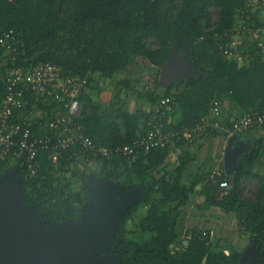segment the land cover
Wrapping results in <instances>:
<instances>
[{
    "label": "trees",
    "instance_id": "16d2710c",
    "mask_svg": "<svg viewBox=\"0 0 264 264\" xmlns=\"http://www.w3.org/2000/svg\"><path fill=\"white\" fill-rule=\"evenodd\" d=\"M246 4L247 0H0V37L13 29L19 49L16 59H11L0 44V70L7 73L50 61L61 65L64 74L87 76L89 87L81 95L84 111L78 120L97 144L111 147L131 142L149 128L154 114L168 106V97L176 102L173 113L180 112L173 125L181 127L205 114L213 98L244 111L264 110V46L254 40L250 57L244 62L219 48V33L236 27L237 15ZM211 7H218L220 16L214 28H206ZM251 14L255 25H264L259 12ZM144 37H155L160 44L147 45ZM175 51L185 56L192 69L175 81L182 88L172 93V86H163L160 72ZM144 65L148 74L149 69L154 71V90H147L150 108H125L118 92L122 87L134 90L135 83L145 79L146 75L138 71ZM95 84L100 92L107 91L108 86L116 93L107 92L108 100L100 95L95 99L90 93ZM4 92L3 84L0 101ZM28 97L34 112L19 113L16 120L37 116L38 121L46 123L58 111H66L54 101ZM33 131L41 135L45 129L42 123H34ZM259 145L242 155L233 173L232 188L226 194L219 189V179H227L226 172L212 181L203 173L192 183L183 181V171L194 156L182 141L179 163L162 173L158 168L169 158V148L142 150L133 158L123 154L95 156L101 166L100 180L137 192L135 202L115 230L112 246L119 256L129 264H247L241 259L243 250L232 244L220 247L222 238L214 240L210 229L188 227L191 233L183 238L185 210L198 183L208 180L202 191L205 201L224 213L234 214L237 229L252 241L257 238L258 254L252 262L264 264V206H259L264 198V173L256 169L264 143ZM82 152H86L82 147L69 146L56 165L51 152L41 150L34 174L28 170L25 156L14 158L11 153L0 158V179L9 172L20 177L25 200L47 221L77 217L92 206L90 186L86 181L79 187L73 180L61 182ZM80 175L84 178L88 173ZM245 176L260 179L263 193L258 200L242 196L240 181ZM141 205L147 206V211L137 221L140 237H129L128 221Z\"/></svg>",
    "mask_w": 264,
    "mask_h": 264
},
{
    "label": "built area",
    "instance_id": "2783aa9c",
    "mask_svg": "<svg viewBox=\"0 0 264 264\" xmlns=\"http://www.w3.org/2000/svg\"><path fill=\"white\" fill-rule=\"evenodd\" d=\"M262 2V6L259 3ZM246 8L238 13V23L232 29L219 33V48L226 55L237 56L246 61L250 57L247 41L242 34L258 39L264 46V25H255V11L264 12V0H247ZM260 9V10H258ZM260 18V17H259ZM0 44L5 48L9 58L16 59L19 49L16 46L14 30L10 29L0 37ZM5 85V92L0 101V158L13 154L14 158L25 156L28 170H37L36 158L41 150H49L51 158L57 165L69 146L83 148L92 156L111 157L123 154L135 157L140 151L154 148H169L174 166L179 163V155L175 147L179 142L192 146L199 139L214 133L224 131L228 134H245L252 130L264 128V110H245L230 121L223 117V99H211L209 110L196 118L193 123L184 126H174L176 102L168 97L166 108L159 109L150 120V126L131 142L114 147L97 144L94 138L86 132V126L78 120L84 111L81 98L83 91L89 87L87 76L64 74L62 66L50 61H39L20 69H10L7 73L0 70V88ZM54 101L66 109L51 117L46 123L34 118L22 116L16 120L19 113L34 112L29 106V97ZM42 123L45 131L41 135L34 134L33 124ZM232 180L219 179L221 194H226L232 188Z\"/></svg>",
    "mask_w": 264,
    "mask_h": 264
},
{
    "label": "water",
    "instance_id": "95a60500",
    "mask_svg": "<svg viewBox=\"0 0 264 264\" xmlns=\"http://www.w3.org/2000/svg\"><path fill=\"white\" fill-rule=\"evenodd\" d=\"M192 69L183 54L174 52L161 66L165 87ZM243 147L230 138L225 166L231 174L240 164ZM22 179H0V264H117L112 242L125 208L112 196H98L85 213L61 222L47 221L24 197ZM187 242V241H186ZM257 238L241 259H256ZM122 259V258H121Z\"/></svg>",
    "mask_w": 264,
    "mask_h": 264
},
{
    "label": "rangeland",
    "instance_id": "374dc122",
    "mask_svg": "<svg viewBox=\"0 0 264 264\" xmlns=\"http://www.w3.org/2000/svg\"><path fill=\"white\" fill-rule=\"evenodd\" d=\"M256 3H259V6H262V2L256 1ZM260 10V9H258ZM257 12V11H255ZM259 15L258 17H260V19L264 20V12L263 11H258ZM257 12V13H258ZM220 16V9L218 7H211V14L210 17L208 19V21L206 22V28H214L215 23L218 21ZM242 38L244 40H249L247 41V45H248V49H250V45H252L253 40L251 36L247 35V34H242ZM144 41L147 45L150 46H158L160 44L159 39L155 38V37H144ZM141 59V57H140ZM151 65V64H150ZM144 68V69H143ZM147 66H139L138 67V71L141 70L142 73L141 74H145L146 77H144L145 79H142L140 82L135 83V89L134 90H129L127 91L126 87H122L119 90V96L122 99L121 100V105L123 107H128V106H133L134 108H144V109H149L150 108V103H151V99L148 96L147 90H154L153 88V81H152V74L154 73V71L150 70V73H147L146 70ZM146 70V71H143ZM133 73V72H132ZM134 75L137 74V71H135L133 73ZM144 75V76H145ZM122 77V74H119V77ZM143 76V75H142ZM175 82H173L170 86H172L171 92L172 93H176L179 92V90L182 88L181 85L177 84V82L174 84ZM104 84L108 85L107 82L105 81ZM107 91L105 92H100V90H98V87H95L94 89H91V94L93 95V97L95 99H98V96L100 95V97L104 98L105 100H108V93L109 91L111 92H115L116 91H112V89L110 87H106ZM143 91V92H142ZM160 92H163V90H160ZM127 93L131 94V97H126ZM141 93V94H140ZM143 94V95H142ZM115 97V96H114ZM175 119H179L180 118V112L176 111L175 112ZM152 120V119H150ZM150 126V121L148 122V127ZM264 129V128H263ZM244 135V134H242ZM246 137H244V139H241L239 142V144L243 145V151L244 153H248L250 151H254L256 150V148L258 147V145L256 143L253 144H249V140L245 139ZM256 142V141H254ZM264 150V149H263ZM81 158V159H80ZM263 158V157H261ZM101 166L94 160V156H92L90 153L86 152H82L80 154V157L77 161H74L70 164L68 170L66 171L67 177L63 178L62 180V184L67 183L68 181H74V185L75 187H79L81 186L83 181L88 182L89 186H90V190H91V203L93 204L94 201L96 200V198L98 196H112L115 199L119 200V202H121L125 208V213L127 212L128 207L133 204L137 198V192L136 190H131V189H127L124 188L123 186L119 185L118 183H106L103 180L99 179V171H100ZM256 169L257 170H264V164L257 162L256 163ZM82 173H88L87 177H82L80 174ZM12 176V178L18 179V176H16L13 172H9L8 174H6L4 177H2L1 179H8ZM232 180L233 183V175H231V177H229ZM22 184V181H21ZM22 186V185H21ZM240 192L242 194L243 197L245 198H249L251 200H258L259 197H261L262 193H263V188H262V184L260 182V179L256 176H245L241 181H240ZM260 207L264 206V198L260 199ZM147 211V206H143L141 205V207L138 209V211L136 213H134V215L129 219L128 221V229L130 230L128 232V236L129 237H135V238H139L140 237V229H139V224L137 221L140 220V218L146 213ZM237 222V221H236ZM184 225V230L186 231L187 228L191 225H189L188 223ZM230 229H232L233 227H235L236 230L237 229V224L235 223L234 220V226L232 224L229 225ZM229 229V228H228ZM235 230H233L234 232ZM190 230L184 234L183 238H187L188 235H190ZM218 232H214L212 237L214 238V240H216V238H218L217 235ZM222 235H220L219 237H221ZM227 236H229V240L232 242H228L226 241L224 238L220 241L219 246H223L225 248H229V246L234 245L236 248L240 249V250H245L252 242V240L250 239V237L248 236L247 240H244V243L241 244L240 241L234 240L233 235L230 236L229 234H227ZM231 237V238H230ZM112 252H114L116 254V256L113 257V261H115L117 264H129L127 261L121 259V257L119 256V254L117 253V248L113 247V249L111 250ZM247 264H253V259H246Z\"/></svg>",
    "mask_w": 264,
    "mask_h": 264
},
{
    "label": "crops",
    "instance_id": "0c3cea01",
    "mask_svg": "<svg viewBox=\"0 0 264 264\" xmlns=\"http://www.w3.org/2000/svg\"><path fill=\"white\" fill-rule=\"evenodd\" d=\"M261 20V19H260ZM264 22V20H261ZM110 94L112 92H109ZM112 97V95H109ZM127 97V96H126ZM131 110L135 109L133 106H129ZM243 108L235 107L233 104L224 103L223 106V117L226 118H235L243 112ZM236 135V136H235ZM234 136V145H241L238 141L241 139L249 140V144L256 143L259 148V142L264 143V129L260 128L257 130L249 131L248 133L242 134H228L224 131H216L212 134L205 136L204 138L199 139L192 146H188L190 152L194 156V158L188 162L186 168L183 171V181L186 183H192L193 180L197 177L199 173L205 174L210 180H214L216 177L222 175L226 171L225 166V154L226 148L228 146L229 140ZM256 141V142H254ZM175 153L177 155H181L183 148L181 146L175 147ZM246 153V152H245ZM244 154V151L241 153V157ZM261 158L258 162L264 164V150L262 152ZM77 161V160H76ZM174 167V161L172 156H169L167 161L158 168L159 172H164L167 170H171ZM235 170L228 174V177H231ZM264 173V170H261ZM208 180H204L198 183L196 186V192L192 196V201L189 207L185 210L186 216L182 218L185 224H189V227L201 226L205 229L212 230V234L216 231L218 232V237L222 235V239L224 238L226 241L231 242L227 236L233 235V239L240 241L241 244L244 243V240H247L248 235L246 233L241 232L240 230H236L235 227L230 229L229 225L232 224L234 226V220L236 223V216L230 213H224L221 210L217 209L215 206L209 205L205 200L206 196L203 194V188ZM199 204H203V206H198ZM229 228V229H228ZM187 230H189L187 228ZM187 230L185 232H187ZM233 230H235L233 232ZM184 236V235H183ZM231 238V237H230ZM232 243V242H231Z\"/></svg>",
    "mask_w": 264,
    "mask_h": 264
}]
</instances>
